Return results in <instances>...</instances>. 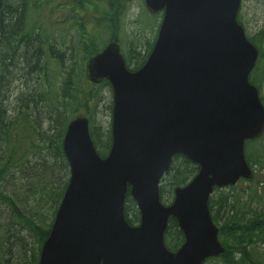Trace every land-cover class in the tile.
<instances>
[{
  "label": "water",
  "instance_id": "obj_1",
  "mask_svg": "<svg viewBox=\"0 0 264 264\" xmlns=\"http://www.w3.org/2000/svg\"><path fill=\"white\" fill-rule=\"evenodd\" d=\"M163 13L146 63L131 71L111 41L86 65L95 84L112 88V144L101 157L86 116L67 128L69 183L38 264H204L225 252L209 199L215 187L252 179L245 143L264 133V105L250 75L258 48L238 21L242 0H144ZM199 166L175 189L160 184L175 156ZM128 191L139 225L125 216ZM170 219L185 241L165 244Z\"/></svg>",
  "mask_w": 264,
  "mask_h": 264
},
{
  "label": "trees",
  "instance_id": "obj_2",
  "mask_svg": "<svg viewBox=\"0 0 264 264\" xmlns=\"http://www.w3.org/2000/svg\"><path fill=\"white\" fill-rule=\"evenodd\" d=\"M140 1L144 15L153 19L150 28L159 29L162 14L149 13ZM132 2L0 0V264H38L69 183L63 151L68 125L80 115L91 123L101 102L99 89H111L106 80L96 85L88 79L87 62L111 41L119 42ZM156 36L144 52L136 40L128 55L122 52L129 69L144 65ZM249 39L260 50L250 81L264 105V31ZM90 131L103 156L99 129L91 124ZM108 141L109 150L111 131ZM245 155L252 167L264 170V134L246 143ZM198 171L189 159L176 156L162 180L161 201L167 204L174 189ZM209 208L225 253L205 264H264V190L216 188ZM125 216L131 225L140 220L129 192ZM165 241L172 251L184 243L174 219Z\"/></svg>",
  "mask_w": 264,
  "mask_h": 264
},
{
  "label": "rangeland",
  "instance_id": "obj_3",
  "mask_svg": "<svg viewBox=\"0 0 264 264\" xmlns=\"http://www.w3.org/2000/svg\"><path fill=\"white\" fill-rule=\"evenodd\" d=\"M142 4L140 0H134V2H132L130 5L129 17L127 21H125L126 27L122 29L120 33L119 45L121 46L122 52L126 55H128L127 50L130 43L134 40L138 42V46H140L142 52H144L148 43L153 41L158 31V27L150 28L153 23L149 21L153 19L144 15L145 12L144 8H142ZM142 14L144 16H142ZM238 19L245 28L248 38L259 35L264 31V0H242ZM260 83L263 85L262 90L264 93V80L260 81ZM99 93L101 94V102L93 112V116H91V124L94 128H98L101 133V143L104 150H100L106 155L109 151L108 134L112 127V110L109 108L112 102V91L108 89L107 86H103L99 89ZM252 170L254 175L253 183L239 181L236 186L242 190L251 188L253 191L261 193L264 190V170H260L259 167H253ZM173 198L174 196L170 195L167 198V204L171 203Z\"/></svg>",
  "mask_w": 264,
  "mask_h": 264
},
{
  "label": "flooded vegetation",
  "instance_id": "obj_4",
  "mask_svg": "<svg viewBox=\"0 0 264 264\" xmlns=\"http://www.w3.org/2000/svg\"><path fill=\"white\" fill-rule=\"evenodd\" d=\"M172 161H173V160H172ZM167 172H168V171H167ZM165 176H166V174H165ZM165 176H164V177H165ZM163 179H164V178H163ZM161 183H162V182H161ZM174 190H175V189H174ZM173 193H174V191H173ZM160 198H161V196H160ZM174 198H175V195H174ZM174 198H173V199H174ZM172 202H173V201H172ZM167 205H168V204H167ZM139 222H140V220H139ZM139 222L136 223V224H134V225H135V226H136V225H139ZM128 223H129V222H128ZM129 224H130V223H129ZM130 225H131V224H130ZM134 225H132V226H134Z\"/></svg>",
  "mask_w": 264,
  "mask_h": 264
}]
</instances>
